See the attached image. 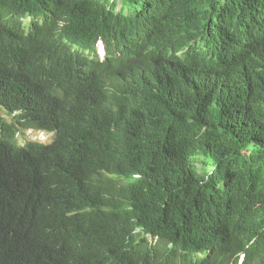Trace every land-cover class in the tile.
I'll return each instance as SVG.
<instances>
[{"label": "trees", "instance_id": "trees-1", "mask_svg": "<svg viewBox=\"0 0 264 264\" xmlns=\"http://www.w3.org/2000/svg\"><path fill=\"white\" fill-rule=\"evenodd\" d=\"M0 37L106 45L83 86L0 47V264H264V0H0Z\"/></svg>", "mask_w": 264, "mask_h": 264}, {"label": "clouds", "instance_id": "clouds-1", "mask_svg": "<svg viewBox=\"0 0 264 264\" xmlns=\"http://www.w3.org/2000/svg\"><path fill=\"white\" fill-rule=\"evenodd\" d=\"M57 25L62 28L65 27L66 24L56 22ZM69 47V45H66ZM0 47L4 50L11 53H24L29 62L37 67L40 71V74H47L50 71L51 65H55L56 71L59 75L70 74L72 80L77 84L83 86L88 74V62L90 59L97 58L99 61H104L106 57V45L99 38L96 40L95 48L90 50H79L72 51L77 52L80 58V61L76 63V65H63L61 59L58 54L54 51L50 52H41L29 46L26 40H22L16 44L12 42L10 38H2L0 37ZM101 49V51H100ZM100 51V52H99ZM241 260L240 264L244 262V255L240 256L238 259V263Z\"/></svg>", "mask_w": 264, "mask_h": 264}, {"label": "rangeland", "instance_id": "rangeland-1", "mask_svg": "<svg viewBox=\"0 0 264 264\" xmlns=\"http://www.w3.org/2000/svg\"><path fill=\"white\" fill-rule=\"evenodd\" d=\"M101 51V49H100ZM99 51V52H100ZM5 110L0 108V115L3 116ZM4 117V116H3ZM7 117V118H6ZM6 117H4L7 121H11V119L6 115ZM26 134L22 137H19L18 138V141L19 142H23L25 140H29V141H40V142H43V143H49L51 142L52 138H53V135L50 134V133H46V132H41V131H29V132H25ZM241 260L239 261V264L241 263Z\"/></svg>", "mask_w": 264, "mask_h": 264}, {"label": "bare ground", "instance_id": "bare-ground-1", "mask_svg": "<svg viewBox=\"0 0 264 264\" xmlns=\"http://www.w3.org/2000/svg\"><path fill=\"white\" fill-rule=\"evenodd\" d=\"M30 22H31V19L29 17H27V18H25L23 20V22H22V32H23V34H25L29 30V28L31 26ZM24 36H27V35H24Z\"/></svg>", "mask_w": 264, "mask_h": 264}]
</instances>
